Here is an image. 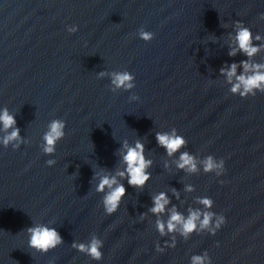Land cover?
I'll return each mask as SVG.
<instances>
[{"label": "water", "instance_id": "obj_1", "mask_svg": "<svg viewBox=\"0 0 264 264\" xmlns=\"http://www.w3.org/2000/svg\"><path fill=\"white\" fill-rule=\"evenodd\" d=\"M262 13L264 0H0V114L15 118L7 130L0 122V264H193L205 254L211 264H264V92L232 91L237 77L264 72L253 67L264 65ZM238 21L252 33V56L239 49ZM123 72L130 89L112 83ZM55 120L65 134L49 154ZM157 133L185 143L169 155ZM137 142L151 161L142 187L118 175L125 145ZM182 153L194 171L178 166ZM209 157L226 170L206 171ZM105 176L127 189L111 215L110 189L97 191ZM161 193L169 203L154 213ZM174 211L182 221L199 212L196 229L169 231ZM36 226L55 228L62 243L29 247ZM94 238L100 260L79 248Z\"/></svg>", "mask_w": 264, "mask_h": 264}, {"label": "clouds", "instance_id": "obj_2", "mask_svg": "<svg viewBox=\"0 0 264 264\" xmlns=\"http://www.w3.org/2000/svg\"><path fill=\"white\" fill-rule=\"evenodd\" d=\"M264 17V13L260 15ZM241 22H237L238 24V32L236 35V40L239 45V49L246 53L248 56H252L255 54L258 49L253 47L250 43L252 39V33L247 27L239 26ZM76 29L73 28L71 31H75ZM153 33L147 31H141L140 36L144 40H151L153 38ZM257 40L260 39L259 36L256 37ZM230 55H235V51L230 52ZM246 71L249 70V65L246 61L242 62ZM255 69L264 68V65H255L253 66ZM222 73L225 71L224 69L221 70ZM236 73V65L233 64L231 66V71L227 72L229 80H231L232 76ZM133 76L128 72L123 73H113L112 83L116 88H126L130 89L133 87L132 81ZM239 83L235 84L232 88L234 93L239 92L241 97L246 98L249 93L253 96L256 95V90L264 92V72L254 71L252 75L249 76H239L237 77ZM241 86H243V91H240ZM0 122L3 123L5 130L12 128L15 124L14 116L10 115L7 109L4 110L2 114H0ZM65 128V122L60 120L53 121L49 126V131L46 133L44 140H45V147L44 151L46 153H52L55 150V144L57 140L61 139L64 136L63 129ZM19 136V129H13L5 138L4 144L7 145L8 143L16 140ZM157 142L160 146L166 148L169 155L173 154L177 150H179L185 141L182 137L177 135H169V134H159L157 133L156 136ZM126 154L124 155L123 159L124 162L127 164L126 172L118 173L119 176L125 177L128 180V184L133 187H142L146 184V182L150 179V173L145 172V168L151 164V161H145V157L143 155L144 146L137 142L135 147H128ZM55 162L49 160L47 162L48 165H52ZM180 168H184L186 166L189 167L190 171H194L196 169V165L193 162V158L189 156L187 153H182L180 157V163L178 164ZM213 169H220L225 171V160H221L219 164H216L211 157L205 162V170H213ZM220 173L218 172V175ZM223 183V181H222ZM115 185V187H113ZM105 186H107L110 191L104 198V206L106 212L111 215L116 212L119 208L120 202L122 198L127 194V189L123 184H119L115 177H108L105 176L101 179L100 184L97 187V191H103ZM169 201L166 198V194L161 193L154 199L155 206L151 209L154 213L162 212L165 208V205L168 204ZM206 207H210L212 201L209 199H203L201 201ZM199 212H192L189 218L186 221H182V217L176 213L175 211L171 215V218L168 222V230L171 231L175 227V223L179 222L182 223L183 233L187 235L188 233L193 232L197 225L195 221L199 218ZM212 214L211 213H204V219L201 221L200 226L207 227L209 225L210 219ZM226 223L225 216L221 215L216 222L215 228L212 230L213 235L216 234V230L220 229L223 224ZM164 224L158 223V228L161 233L164 232ZM30 233V241L29 247H33L39 250L48 251L51 248H55L59 243H62V238L60 237L59 233L55 228H49L47 226H36L29 228L27 230ZM102 242L98 239H93L89 245L80 244L79 248L82 251H86L88 255H90L94 260H100L102 258L103 253L101 252ZM175 245L173 244V247ZM157 251L163 252L164 249L157 247ZM208 259L207 255L205 256H195L193 257V264H205V260ZM208 264H211V260L208 259Z\"/></svg>", "mask_w": 264, "mask_h": 264}]
</instances>
